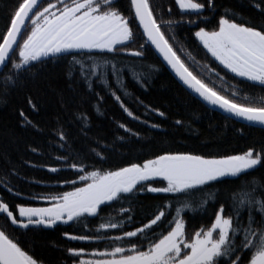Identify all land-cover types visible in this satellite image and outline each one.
Listing matches in <instances>:
<instances>
[{
    "label": "snow or ice",
    "instance_id": "snow-or-ice-1",
    "mask_svg": "<svg viewBox=\"0 0 264 264\" xmlns=\"http://www.w3.org/2000/svg\"><path fill=\"white\" fill-rule=\"evenodd\" d=\"M248 3V11L253 12L254 17L246 18L227 7L218 11L222 6L217 0H175L178 19L171 16V7L167 9L168 19L162 12L158 19L149 0H130V7L132 21L142 29L145 44L159 54L161 63H166L190 94L222 110L228 118H238L249 126L264 129V96L240 97L234 90H217L216 80L223 82V78L209 70L206 82L194 73L178 54L177 49L183 53V48L175 40L174 33L175 27L195 26L198 30L193 36L224 69L242 78V82L250 81L253 86L258 84L264 88V0H248ZM209 25L214 26L209 28ZM134 42L132 24L117 6V0H17L7 14V23L0 29V96L20 87L27 79H34L33 69L49 59L70 58L67 73L71 81L79 80L85 85L87 91L96 96L98 105L103 97L96 88L107 90L128 117L139 120L122 99L128 95L126 75L146 88L149 78L159 68L135 63L118 65L94 55L123 51L143 61L146 49L141 45L131 50ZM185 56L195 59L187 53ZM25 102L31 110H39L38 103L30 95L25 96ZM138 102L143 104V101ZM145 108L167 118L166 112L159 108L147 105ZM19 116L22 126L36 127L23 110L19 111ZM77 119L88 127L87 116L79 115ZM175 124L184 127L182 120H176ZM150 126L160 128V124ZM117 127L133 137L140 136L124 123ZM56 135L62 142L60 146L64 147L63 129H57ZM94 144L96 147L90 150L98 162L107 163L108 157L103 152L109 145H101L99 140ZM56 159L75 170L77 179L64 180L72 186L71 191L39 197L49 201V207L10 205L0 196V219L4 221L0 223V264H45L26 247V241L9 233V228L23 230V235L27 236L38 230L53 229L59 223L79 221L82 217L100 218L102 222L97 231L104 230L103 233L73 235L64 232L63 236L69 241H106L108 247L91 253L84 248H67V256L74 258L72 264H264V182L250 180L234 189L229 195L227 213L220 204L214 212V222L206 230L201 228L189 233L183 219L185 211H207L209 201L215 202L214 194L206 193V186L224 178H239L258 166L264 167V148L258 151L250 147L239 154L218 158L166 151L115 170H100L95 165L92 166L94 170H88L85 159L79 155L72 160ZM49 171L57 173L61 169L53 167ZM157 181L166 183L154 186ZM4 186L9 193L13 192L7 184ZM141 192L168 194L170 200L147 222L127 230L126 223L132 222L131 210L123 208L121 202L131 201ZM114 201L120 204L117 214L121 218L104 220L101 213L105 209L101 206L111 207ZM109 229L121 234L113 236L107 231ZM86 256L91 258L85 259Z\"/></svg>",
    "mask_w": 264,
    "mask_h": 264
},
{
    "label": "trees",
    "instance_id": "trees-1",
    "mask_svg": "<svg viewBox=\"0 0 264 264\" xmlns=\"http://www.w3.org/2000/svg\"><path fill=\"white\" fill-rule=\"evenodd\" d=\"M16 2L17 0H0V29L7 23V14ZM149 2L158 19L161 12L165 19L169 18L167 11L169 7L172 9L171 16L179 18V9L175 5V0H149ZM217 3L222 6L218 11L227 7L246 18L254 17V13L248 11V0H217ZM117 6L125 16L129 17L135 33V42L131 44V50L139 49L144 45L145 59L141 61L123 51L98 52L94 55L118 65L135 63L159 68V71L149 78L146 88L140 87L126 75L128 95L122 96V99L140 119L134 120L128 117L107 90L101 88L95 90L103 97L98 105L96 96L90 94L85 85L79 80L73 82L68 78L70 58L56 61L49 59L46 64L34 68V79L29 78L20 87H15L9 93L0 96V196L10 205L23 203L33 207H49V201L39 197L72 190V186L65 184L64 180L77 179L75 170L69 169L67 164L57 160V157H67L72 160L79 155L85 159V163L89 166L88 170H94L93 165L100 170H115L119 166H126L129 162L141 163L166 151L190 152L218 158L239 154L250 147L258 151L264 148L263 129L239 124L210 110L173 78L151 47L145 44L140 28L133 23L130 0H117ZM213 26L209 25V28ZM196 30L198 29L195 26L188 25L174 29L175 40L183 48V53H180L179 48L177 49L178 54H181V58L185 59V63L194 73L206 82H208L206 74L209 70L219 73L223 82L216 80L217 90H234L240 97L264 96V88L258 84L253 86V82L250 81L242 82V78L235 77L233 73L224 69L193 36ZM176 46L174 43V47ZM185 53L194 57V61L187 59ZM80 58L86 59L83 56ZM28 95L38 103V111L31 110L25 102V96ZM138 101H143V104ZM145 105L165 111L167 118L148 112ZM98 106L99 111H97ZM20 110H23L25 116L36 125L35 128L22 126ZM79 115L87 116L88 127H84V123L77 119ZM176 120L184 121V127L177 126ZM119 123H124L134 132H139L140 136L137 138L125 133L123 129L117 127ZM151 124H160V128H151ZM59 128H62L66 135L64 147L60 146L62 142L56 135ZM121 136L124 139H119ZM95 140H99L101 145H109V149L103 152L108 157L107 163L98 162V158L90 150L96 147ZM33 148L36 151H32ZM97 150L101 151L100 148ZM53 167L61 171L57 173L49 171ZM250 180L264 182V167L258 166L257 169L250 170L249 174L239 178H224L221 182H213L206 186V193L214 194L215 202L209 201L207 211L183 213L187 231L192 233L210 227L214 222V212L218 210V206L223 204L227 213L230 193ZM165 183L157 181L154 186H164ZM5 184L12 188V193L6 190ZM15 192H19L20 195H13ZM33 197L37 198L33 199ZM169 200L168 194L141 192L131 201H122L123 208L130 209L132 216V222L125 225L126 229L134 230L135 227L147 222V219L162 205L169 203ZM101 207L105 209L101 213L104 220L112 217L117 220L121 218L117 214L120 204L115 201L112 202L111 207L105 205ZM3 222L0 219V223ZM101 222L98 217H82L79 221L59 223L53 229L38 230L27 236L23 235V230L15 231L9 228L8 232L26 241V247L41 257L45 264H72L74 258L67 256V248H84L91 253L97 249L103 251L108 247V242L69 241L63 233L100 235L104 231H97ZM107 231L113 236L121 234L114 229Z\"/></svg>",
    "mask_w": 264,
    "mask_h": 264
},
{
    "label": "water",
    "instance_id": "water-1",
    "mask_svg": "<svg viewBox=\"0 0 264 264\" xmlns=\"http://www.w3.org/2000/svg\"><path fill=\"white\" fill-rule=\"evenodd\" d=\"M141 30V33H142V29ZM145 38V37H144ZM146 40V38H145ZM150 46V45H149ZM151 47V46H150ZM151 49L154 51V53L156 54V56L158 57V59L160 61H162V58L159 57V54L155 52V50L151 47ZM164 65V67L167 69V71L173 76V78L190 94V91L186 89V87L178 80L177 77H175V74L172 72V70L166 65V63H162ZM191 96H193L196 100H198L200 103H202L204 106H206L207 108H209L210 110L222 115V116H225L228 118V114L224 113L222 110L220 109H214L213 106L211 105H208L206 102L202 101L200 98L196 97L195 94H190ZM230 120H233L239 124H242V125H245V126H248V127H252V128H257V129H261L259 126H249L247 124V122H244V121H241L239 120L238 118H229ZM264 130V129H263Z\"/></svg>",
    "mask_w": 264,
    "mask_h": 264
},
{
    "label": "flooded vegetation",
    "instance_id": "flooded-vegetation-1",
    "mask_svg": "<svg viewBox=\"0 0 264 264\" xmlns=\"http://www.w3.org/2000/svg\"><path fill=\"white\" fill-rule=\"evenodd\" d=\"M57 225H58V224H57ZM90 258H91V256H90L89 258H86V257H85V259H90Z\"/></svg>",
    "mask_w": 264,
    "mask_h": 264
}]
</instances>
